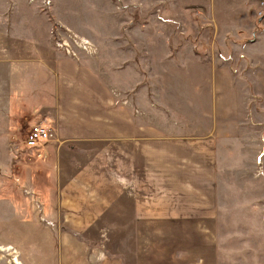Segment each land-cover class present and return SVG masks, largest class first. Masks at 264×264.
<instances>
[{
	"label": "crops",
	"instance_id": "obj_1",
	"mask_svg": "<svg viewBox=\"0 0 264 264\" xmlns=\"http://www.w3.org/2000/svg\"><path fill=\"white\" fill-rule=\"evenodd\" d=\"M250 1L239 8L234 23L218 17L212 3L205 2L207 6L197 11L205 17L197 31L207 32V39L212 31L213 43L221 50L226 47L231 59L191 53L195 62L210 67L216 100L217 94L230 93L228 119L217 110L216 101L213 113L205 112L200 123L176 126L172 107L161 96L157 98L163 105L154 96L147 101L142 90L134 100L114 97L111 90L119 86L102 81H61L54 107L38 103L35 112L27 107L28 113L21 117L11 114L9 132L17 125L44 123L54 133L46 145L17 149L25 187L38 201L43 221L54 227L48 226L47 234L57 237L56 244L43 242L40 264H223L217 246L223 168L247 166L245 156L240 159L246 139L240 138L237 70L230 62L237 60L239 74L250 87L252 70L247 62H255L250 46L264 37V22L256 25L251 11L257 6L250 7ZM188 9L182 5L179 11L185 14ZM165 12L175 16L173 8ZM257 29L261 31L250 41ZM168 40L167 62L174 54L185 57L189 52L179 38ZM152 49L146 42L142 46L123 39L119 50L122 54L129 50L132 57L126 60L143 61L150 53L153 61ZM147 73L151 79L158 77V85L157 72ZM253 85L263 96L255 80ZM158 105L166 110L159 111ZM109 237L118 238V246L109 248Z\"/></svg>",
	"mask_w": 264,
	"mask_h": 264
},
{
	"label": "rangeland",
	"instance_id": "obj_2",
	"mask_svg": "<svg viewBox=\"0 0 264 264\" xmlns=\"http://www.w3.org/2000/svg\"><path fill=\"white\" fill-rule=\"evenodd\" d=\"M205 2L212 3L216 15L230 23L246 5L245 0H0V264H14L17 256L23 264H40L43 242L56 244L57 237L47 234V227L52 226L43 221L38 201L25 187L24 165L17 153L25 146L30 125H17L9 132L8 124L11 114H27V107L35 112V104L54 107L61 81H102L119 86L111 90L114 97L132 100L141 90L149 102L152 96H161L172 107L176 126L200 123L205 112L207 116L213 113L216 101L223 118H229L230 93L223 91L216 100L210 87V67L198 64L191 55L193 51L203 57L219 54L231 60L226 47L221 50L213 43L212 31L208 39L207 32L197 31L205 20L197 11L207 6ZM262 3L264 0L250 1V7L257 6L251 11L257 26L264 22V13L259 16L264 12ZM182 5L190 6L185 14L179 11ZM168 7L176 18L166 14ZM169 38L185 44L189 51L185 57L174 54L173 59L164 60ZM123 39L136 40L142 46L146 42L155 50L153 61L150 53L143 61L126 60L132 56L129 50L120 52ZM250 56L255 59L254 64L247 62L252 70L250 87L239 74L237 60L230 62L237 70L240 138L246 139L240 159L245 156L247 166L223 168V219L217 245L223 252V264H264V37L250 46ZM149 69L159 76L156 89L158 77L151 79ZM254 80L263 96L254 88ZM38 88L44 91L39 93ZM156 103L163 105L158 98ZM158 109L166 110L160 105ZM189 109L193 113L190 119ZM109 239V248L118 246V238ZM8 247L14 251H4Z\"/></svg>",
	"mask_w": 264,
	"mask_h": 264
},
{
	"label": "built area",
	"instance_id": "obj_3",
	"mask_svg": "<svg viewBox=\"0 0 264 264\" xmlns=\"http://www.w3.org/2000/svg\"><path fill=\"white\" fill-rule=\"evenodd\" d=\"M261 6L264 7V3H262ZM263 13H264L263 11H260L259 16H263ZM53 139H54V133L49 125L44 123H36L30 127L29 133L26 136L25 146L28 149H36L43 145H46L47 143L51 142ZM38 156L41 157V155Z\"/></svg>",
	"mask_w": 264,
	"mask_h": 264
},
{
	"label": "bare ground",
	"instance_id": "obj_4",
	"mask_svg": "<svg viewBox=\"0 0 264 264\" xmlns=\"http://www.w3.org/2000/svg\"><path fill=\"white\" fill-rule=\"evenodd\" d=\"M83 42H84V44H86V45H89V41H87V40H83ZM84 49H86V48H84ZM14 251V249L13 248H11V247H8V249H5L4 251ZM15 254L17 255V253L15 252ZM14 264H21V262L19 261V258H18V256H17V258H16V260H14Z\"/></svg>",
	"mask_w": 264,
	"mask_h": 264
},
{
	"label": "trees",
	"instance_id": "obj_5",
	"mask_svg": "<svg viewBox=\"0 0 264 264\" xmlns=\"http://www.w3.org/2000/svg\"><path fill=\"white\" fill-rule=\"evenodd\" d=\"M255 36H257V32H255L253 38L250 41H255V39H256Z\"/></svg>",
	"mask_w": 264,
	"mask_h": 264
}]
</instances>
